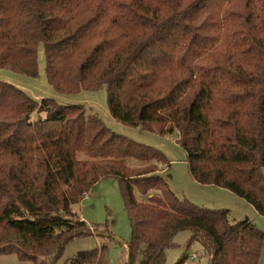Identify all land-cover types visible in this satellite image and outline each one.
<instances>
[{
  "label": "trees",
  "instance_id": "obj_1",
  "mask_svg": "<svg viewBox=\"0 0 264 264\" xmlns=\"http://www.w3.org/2000/svg\"><path fill=\"white\" fill-rule=\"evenodd\" d=\"M40 44L54 90L104 86L114 118L175 133L194 180L264 215V0H0V67L36 76ZM169 165L82 103L0 79V255L56 264L90 234L75 204L113 176L131 229L125 264H163L181 229L190 237L172 264L193 241L208 264H258L264 230L178 197L162 175ZM105 249L68 261L103 264Z\"/></svg>",
  "mask_w": 264,
  "mask_h": 264
},
{
  "label": "rangeland",
  "instance_id": "obj_2",
  "mask_svg": "<svg viewBox=\"0 0 264 264\" xmlns=\"http://www.w3.org/2000/svg\"><path fill=\"white\" fill-rule=\"evenodd\" d=\"M38 73L31 76L0 67V79L10 81L26 89L33 96H51L62 103H82L87 112L99 115L113 131L122 133L136 141L150 144L161 149L170 160V165L162 172L168 187L180 198L186 197L195 204L207 207H226L231 221L248 217L260 229L264 230V215L254 206L231 190L194 180L187 168L184 149L176 142L175 133L159 134L133 126L114 118L107 105V91L99 89H81L73 93H61L51 86L45 73V57L42 44L37 53ZM90 194L75 204L89 224L90 234L69 241L56 264H71L68 257L79 249L93 248L101 243L106 245L103 264H125L127 261V242L131 229L118 184L113 176L103 177L95 182ZM138 199L144 195L135 190ZM190 237L189 229L178 230L173 239L177 243L165 249L163 264H172L186 250ZM188 259L184 264H208V257L202 253V246L193 241L188 248ZM0 264H32L29 259L19 258L14 253L0 255ZM258 264H264V246Z\"/></svg>",
  "mask_w": 264,
  "mask_h": 264
},
{
  "label": "crops",
  "instance_id": "obj_3",
  "mask_svg": "<svg viewBox=\"0 0 264 264\" xmlns=\"http://www.w3.org/2000/svg\"><path fill=\"white\" fill-rule=\"evenodd\" d=\"M90 194V191H88L86 194H85V196H87V195H89ZM84 196V197H85ZM75 208V207H74ZM76 209V208H75ZM77 210V209H76ZM78 211V210H77ZM79 213V216L82 218V219H84L85 220V218H84V216L80 213V212H78ZM86 221V220H85ZM88 222V221H87ZM89 223V222H88Z\"/></svg>",
  "mask_w": 264,
  "mask_h": 264
}]
</instances>
